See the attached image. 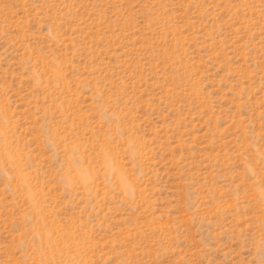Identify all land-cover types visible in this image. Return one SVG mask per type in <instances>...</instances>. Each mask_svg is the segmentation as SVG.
I'll return each mask as SVG.
<instances>
[{
	"label": "rangeland",
	"instance_id": "1",
	"mask_svg": "<svg viewBox=\"0 0 264 264\" xmlns=\"http://www.w3.org/2000/svg\"><path fill=\"white\" fill-rule=\"evenodd\" d=\"M0 264H264V0H0Z\"/></svg>",
	"mask_w": 264,
	"mask_h": 264
}]
</instances>
